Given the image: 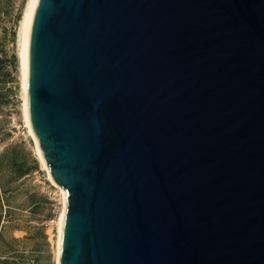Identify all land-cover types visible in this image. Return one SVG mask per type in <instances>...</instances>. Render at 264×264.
Segmentation results:
<instances>
[{
  "label": "water",
  "instance_id": "95a60500",
  "mask_svg": "<svg viewBox=\"0 0 264 264\" xmlns=\"http://www.w3.org/2000/svg\"><path fill=\"white\" fill-rule=\"evenodd\" d=\"M28 112L58 264H264V0H39Z\"/></svg>",
  "mask_w": 264,
  "mask_h": 264
},
{
  "label": "rangeland",
  "instance_id": "374dc122",
  "mask_svg": "<svg viewBox=\"0 0 264 264\" xmlns=\"http://www.w3.org/2000/svg\"><path fill=\"white\" fill-rule=\"evenodd\" d=\"M28 0H0V264H56L58 189L28 133L19 29Z\"/></svg>",
  "mask_w": 264,
  "mask_h": 264
},
{
  "label": "bare ground",
  "instance_id": "6f19581e",
  "mask_svg": "<svg viewBox=\"0 0 264 264\" xmlns=\"http://www.w3.org/2000/svg\"><path fill=\"white\" fill-rule=\"evenodd\" d=\"M39 0H28L25 6V10L23 16L20 20V29H19V61L21 68V96H22V112L26 127L28 129V133L31 136L35 152L41 162L42 167L46 170L48 174V179L52 183L50 178L49 168L46 164V159L44 155V151L41 147L40 141L33 131L30 120H29V112H28V54H29V36L30 29L32 25V20L34 17V13L37 7ZM53 184V183H52ZM58 191L61 201V209L56 221L57 227V240H56V264H58L60 249H61V223L66 210L65 201H66V193L65 190L60 186L53 184Z\"/></svg>",
  "mask_w": 264,
  "mask_h": 264
}]
</instances>
